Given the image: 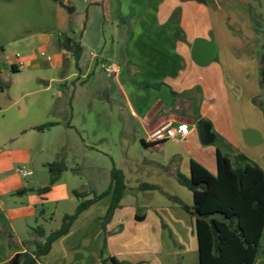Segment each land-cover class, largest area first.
<instances>
[{
    "label": "crops",
    "instance_id": "obj_1",
    "mask_svg": "<svg viewBox=\"0 0 264 264\" xmlns=\"http://www.w3.org/2000/svg\"><path fill=\"white\" fill-rule=\"evenodd\" d=\"M83 2L95 9L72 21L67 0H0V263L32 251L36 226L51 231L44 227L54 213L51 204L71 207L60 219L74 211L77 190L63 174L74 166L92 172L103 154L110 161L109 182L113 167L124 177L118 204L105 220L111 193L98 200H108L104 209L94 211L98 201L90 204L39 264H114L111 257L131 264H198L194 216L185 209L192 194L176 175L189 176L191 160L216 172L219 147L201 143L196 121H211L213 142L219 133L228 140L214 126L232 116L229 79L239 87L243 81L237 57L226 49L204 66L190 54L194 39L210 41L215 22L223 35L224 21L213 19L222 13L220 0ZM59 36L80 46L77 57ZM251 62L256 66V58ZM232 100L239 103L237 96ZM48 122L53 124L36 129ZM165 122L185 124L186 135L149 141L148 133ZM57 160L68 170L38 192L49 181L45 164ZM21 166L32 173L20 175ZM81 184L90 198L94 189ZM54 248L57 258L45 263Z\"/></svg>",
    "mask_w": 264,
    "mask_h": 264
},
{
    "label": "trees",
    "instance_id": "obj_2",
    "mask_svg": "<svg viewBox=\"0 0 264 264\" xmlns=\"http://www.w3.org/2000/svg\"><path fill=\"white\" fill-rule=\"evenodd\" d=\"M58 40L75 57L78 56L80 46L76 42L67 36H59ZM262 116L264 122V108ZM52 124L44 123L36 129L42 130ZM217 138L224 143L222 137L217 135ZM45 166L49 172V181L46 186L37 189L40 193L47 191L59 174L67 169L63 160L48 162ZM176 177L178 183L192 194V204L185 209L191 208L194 216L198 264H257L264 232V169L242 152L234 154L232 159L217 148L215 173L191 160L190 175L178 172ZM124 190L123 174L113 167L110 182L104 190L93 191L90 198H84L87 191H74L79 201L72 213L62 216L57 229L45 234L43 227L36 226L34 231L38 239L34 241L32 251L17 252L0 264H39L41 256L49 252L57 238L68 232L84 209L111 193L110 204L103 216L105 220L118 204ZM111 261L114 264H131L127 261L117 262L113 257ZM259 264H264V250Z\"/></svg>",
    "mask_w": 264,
    "mask_h": 264
},
{
    "label": "rangeland",
    "instance_id": "obj_3",
    "mask_svg": "<svg viewBox=\"0 0 264 264\" xmlns=\"http://www.w3.org/2000/svg\"><path fill=\"white\" fill-rule=\"evenodd\" d=\"M67 2L74 9L71 13L67 11L72 21L78 20V17L85 14V12L90 14V11L95 9L93 7L87 9L83 0H67ZM220 4L222 13L216 12L213 19L217 21V18H220L224 21V25H222L223 35H220L219 29L216 28V22L213 25L214 31L208 34L210 42L217 46L213 61H217L221 57L220 48L233 53L237 57V71L243 81L239 87L231 78L229 79V88L232 95L230 97L232 116L226 115L224 118L218 119L216 126H214L215 130H221L228 135L230 143L224 137V143L217 138L215 142L208 145L218 146L224 154L232 159L237 152H243L249 159L264 166V144L259 136L261 119L258 113L259 110L264 108V0H220ZM80 21H82V18H80ZM86 26L87 31L91 32L93 24L87 23ZM76 27H74L75 36L78 37L79 31ZM218 36H220V39ZM253 58H256V66L251 62ZM19 59H22V55H19ZM255 72L258 76L257 81L254 80ZM100 95H103V93L99 87L98 96ZM234 95L239 99V103L232 100L235 98ZM209 115L211 116V113ZM185 128L187 129L186 126ZM145 153L150 154L149 151H145ZM74 162L76 160L74 161L73 157L68 159V164L71 166ZM97 165V168L93 169L92 172H88L82 167H71L63 174V179L73 180L72 184L76 190L80 186L86 185H76L80 181L89 184L94 192L103 190L109 182L110 161L106 156L100 154V156H97ZM107 202L106 199L100 200L92 207L94 211L102 210ZM70 208L63 209L62 205L54 208V205L51 204L54 213L51 219H48V216L46 217L45 229L50 231L57 228L61 222V212L64 210L69 211ZM31 226H35V224ZM263 250L264 232L260 241L257 264H259ZM57 253V249L54 248L50 258H45L43 261L45 263L54 261L58 256Z\"/></svg>",
    "mask_w": 264,
    "mask_h": 264
},
{
    "label": "water",
    "instance_id": "obj_4",
    "mask_svg": "<svg viewBox=\"0 0 264 264\" xmlns=\"http://www.w3.org/2000/svg\"><path fill=\"white\" fill-rule=\"evenodd\" d=\"M66 9L69 13L74 10L70 6ZM216 50L217 46L213 42L205 38H196L191 43L190 54L197 65L204 66L211 62L216 54ZM196 125L202 144L212 143L216 139V135L212 131V123L210 120L201 117L196 121ZM83 188L86 189L87 186L84 185ZM83 188H78L77 191L81 192Z\"/></svg>",
    "mask_w": 264,
    "mask_h": 264
},
{
    "label": "built area",
    "instance_id": "obj_5",
    "mask_svg": "<svg viewBox=\"0 0 264 264\" xmlns=\"http://www.w3.org/2000/svg\"><path fill=\"white\" fill-rule=\"evenodd\" d=\"M19 68L23 67V63L20 61L18 64ZM105 70L113 73L114 69L110 66L102 65ZM185 124H173L171 122H165L159 127L150 131L147 135V139L152 142H160L170 139H178L186 135ZM18 173L22 176H28L32 172L31 170L21 166L17 169Z\"/></svg>",
    "mask_w": 264,
    "mask_h": 264
}]
</instances>
